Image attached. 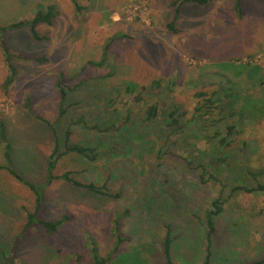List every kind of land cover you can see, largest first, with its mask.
<instances>
[{"label": "rangeland", "instance_id": "rangeland-1", "mask_svg": "<svg viewBox=\"0 0 264 264\" xmlns=\"http://www.w3.org/2000/svg\"><path fill=\"white\" fill-rule=\"evenodd\" d=\"M172 1L0 0V56L21 73L0 85L1 119L16 112L0 120L9 146L0 144V264H95L93 245L99 259L115 251L107 264H167L168 227L173 264H205L208 253L209 264L264 260V191L233 193L264 184L255 176L264 170V0H243L241 16L236 0L186 3L176 19ZM49 8L52 24H38L36 40L29 24ZM106 46L103 66L90 65ZM67 129L72 142L97 147L95 162L65 153ZM6 152L25 183L44 189L38 217L63 221L55 233L26 229L36 195L9 174ZM66 172L120 197L64 180L46 186ZM217 199L224 211L209 248Z\"/></svg>", "mask_w": 264, "mask_h": 264}, {"label": "trees", "instance_id": "trees-1", "mask_svg": "<svg viewBox=\"0 0 264 264\" xmlns=\"http://www.w3.org/2000/svg\"><path fill=\"white\" fill-rule=\"evenodd\" d=\"M74 3L76 2V0H72ZM211 0H173L172 1V5L176 7L175 9V19L177 18L179 12H180V7L183 4L186 3H193V4H199V5H205L208 4ZM242 9H243V0H236V4H235V10L236 12L241 16L242 15ZM54 18V11L53 8H49L47 13L44 14L42 11L38 12L36 17L33 19L32 23L29 24L30 26V30L34 36V38L36 40H42L37 33L35 32V27L40 24V23H47V24H52V20ZM28 24L27 23H16L13 24L11 26H9V28L11 29H20V28H24L27 27ZM170 28L173 30V27L170 26ZM3 28H0V30H2ZM3 48H4V44H2ZM107 52H108V46H106L105 50H104V56L102 58L101 62L98 63H93V62H89L90 65H98V66H103L106 57H107ZM6 55V59L9 62L10 61V57L11 55L7 52H5ZM11 77L8 79L7 84H11L13 83V81L15 80L16 77V70L13 69L11 66ZM136 87V88H134ZM59 88H60V93H61V98L62 100L65 99L66 97V93L65 91L61 88V84H59ZM128 91L130 92H135V90L137 89V86L135 85H128ZM26 106H27V101H26ZM63 113H65V110H63ZM173 115V113H172ZM148 118L151 120L152 118H156L157 116V107L156 106H152L149 109V113H148ZM129 117V116H128ZM129 119V118H128ZM175 123V121L173 122V124ZM51 127L53 128V126L51 125ZM232 127H229V130L231 131ZM5 127L3 125V123L0 124V141L2 144L5 145V148L9 149V146L6 145L7 143V139H6V133H5ZM54 132H55V128H54ZM71 129H67L66 132L64 133V149H65V153H75L78 154L84 158H86L88 161L90 162H95L97 160L98 157V150L97 147H92L89 145H80L78 143L72 142L71 140ZM230 134V133H229ZM57 153L58 151L56 150V147L54 149V153L51 156V161L48 164L49 167V172L54 168V164H56V160H57ZM5 157L7 159V161L9 162V166H6L5 168L7 169V171L14 177L16 178L18 181L24 183L25 185H27V187L30 188L31 191H33L36 195V200H35V211L33 214H29L27 217V224H26V229L30 228L34 225H41L43 226L49 233L53 234L55 233L58 228L63 225V221H56V222H47V221H43L40 220L38 215L41 211V209L43 208V202H44V189H39V187H36L34 185L25 183L21 177L16 173V171L12 168L11 166V160H10V154L8 152L5 153ZM1 168V167H0ZM199 168L202 171L201 174V181L203 183H205V175H206V168L205 166H199ZM259 175H264V170L258 172L255 176H259ZM57 180H64L68 183H70L71 185H73L76 188H81L84 189L88 192H92L98 196L101 197H106V198H119L120 194L119 193H114L113 190H111L107 184H103V185H97L95 183H82L80 181H78L77 179L74 178L73 174L71 172H66L63 175L57 176L54 174H49L48 177V181L46 182V186H50L54 181ZM238 191H243V192H247V193H254L257 191H264V184H259L257 187L255 188H248L246 186H237L234 187L233 189V193H236ZM213 207H214V211H208L207 213V220H208V235H207V239H208V243H209V248L211 247V243H212V236L215 233V227L213 224V219L219 215H221L224 211V205L223 202L220 199H217L215 201H213L212 203ZM128 211L123 213L122 217H119L116 220V227H117V231L120 230V221L128 216ZM69 220V219H68ZM71 220V219H70ZM167 234H166V238L165 241L163 243L164 245V255L166 257L167 260V264H173L172 260H171V247L173 244V239L171 237V228L168 227L167 228ZM116 231V237L119 241V243H122L124 240L122 238H120L119 232ZM115 254V251L112 252L111 256L108 257V259H99L98 257V252H97V247L96 245H93V252L91 255H93V259L95 260V264H107L110 259L112 258V256ZM0 255H2L1 250H0ZM209 259H210V253H208L207 255V259L205 264H209ZM255 264H264V260L263 261H259Z\"/></svg>", "mask_w": 264, "mask_h": 264}, {"label": "crops", "instance_id": "crops-1", "mask_svg": "<svg viewBox=\"0 0 264 264\" xmlns=\"http://www.w3.org/2000/svg\"><path fill=\"white\" fill-rule=\"evenodd\" d=\"M25 64H28V65H33V64H36V63H38V62H24ZM37 65V64H36ZM19 76H21V73H16V77H15V80L13 81V83H11V84H9L10 85V87L13 85V86H15V84L17 83V80L19 79ZM37 75L34 73V71H32V73H31V75H28V78H27V81L29 82V81H31L32 80V78H34V77H36ZM48 76V75H47ZM11 77V68H10V66L8 65V61H7V59L3 56V54H2V57L0 56V85H3V86H8V84H7V81H8V79ZM27 81H23V82H27ZM53 85V84H52ZM56 86V85H55ZM57 87H58V84H57ZM56 94L58 95V88H57V90H56ZM6 98L8 97V96H5ZM24 105H23V107H22V109L23 110H25V109H27L26 107H25V105H26V103L24 102L23 103ZM15 114H16V112L15 113H11V114H8V115H4V117L1 119V116H3V115H1L0 116V120H3L4 122H7L8 124H10L11 122H14V116H15ZM14 115V116H13ZM0 144H2L1 143V141H0ZM4 145V144H3ZM51 145V144H50ZM10 174V173H9ZM55 182V181H54ZM53 184V183H52ZM51 184V185H52ZM27 219V218H26ZM26 222H27V220H26ZM25 222V223H26Z\"/></svg>", "mask_w": 264, "mask_h": 264}]
</instances>
